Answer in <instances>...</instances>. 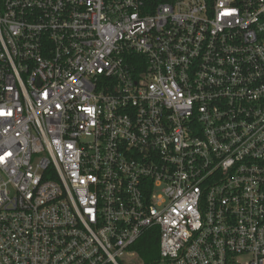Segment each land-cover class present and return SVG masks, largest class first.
<instances>
[{
  "label": "built area",
  "instance_id": "2783aa9c",
  "mask_svg": "<svg viewBox=\"0 0 264 264\" xmlns=\"http://www.w3.org/2000/svg\"><path fill=\"white\" fill-rule=\"evenodd\" d=\"M125 258L264 264V0H0V264Z\"/></svg>",
  "mask_w": 264,
  "mask_h": 264
},
{
  "label": "trees",
  "instance_id": "16d2710c",
  "mask_svg": "<svg viewBox=\"0 0 264 264\" xmlns=\"http://www.w3.org/2000/svg\"><path fill=\"white\" fill-rule=\"evenodd\" d=\"M158 231L154 230L146 233L133 247H135L139 255L148 259L158 255Z\"/></svg>",
  "mask_w": 264,
  "mask_h": 264
},
{
  "label": "rangeland",
  "instance_id": "374dc122",
  "mask_svg": "<svg viewBox=\"0 0 264 264\" xmlns=\"http://www.w3.org/2000/svg\"><path fill=\"white\" fill-rule=\"evenodd\" d=\"M130 259V260H129ZM137 259V260H136ZM140 262V259H138V258H125V259H123V260H121V264H134V263H136V262Z\"/></svg>",
  "mask_w": 264,
  "mask_h": 264
}]
</instances>
